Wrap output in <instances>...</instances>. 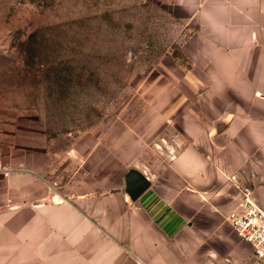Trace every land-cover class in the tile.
<instances>
[{
  "label": "rangeland",
  "instance_id": "rangeland-1",
  "mask_svg": "<svg viewBox=\"0 0 264 264\" xmlns=\"http://www.w3.org/2000/svg\"><path fill=\"white\" fill-rule=\"evenodd\" d=\"M202 35L177 0H0V169L158 170L246 106Z\"/></svg>",
  "mask_w": 264,
  "mask_h": 264
},
{
  "label": "crops",
  "instance_id": "crops-1",
  "mask_svg": "<svg viewBox=\"0 0 264 264\" xmlns=\"http://www.w3.org/2000/svg\"><path fill=\"white\" fill-rule=\"evenodd\" d=\"M196 18L219 71L246 106L203 126L167 164L139 165L149 186L79 167L51 185L35 169H0V264H242L251 244L228 221L250 188L264 209V0H177ZM229 114V113H228ZM261 157L262 159H258ZM124 172V171H123Z\"/></svg>",
  "mask_w": 264,
  "mask_h": 264
},
{
  "label": "built area",
  "instance_id": "built-area-1",
  "mask_svg": "<svg viewBox=\"0 0 264 264\" xmlns=\"http://www.w3.org/2000/svg\"><path fill=\"white\" fill-rule=\"evenodd\" d=\"M8 173L9 168L2 169ZM239 237L253 249V255L242 264H264V209L258 204L250 188L242 191L240 204L233 209L228 217Z\"/></svg>",
  "mask_w": 264,
  "mask_h": 264
},
{
  "label": "water",
  "instance_id": "water-1",
  "mask_svg": "<svg viewBox=\"0 0 264 264\" xmlns=\"http://www.w3.org/2000/svg\"><path fill=\"white\" fill-rule=\"evenodd\" d=\"M127 183L133 198H137L149 186L146 176L138 172L127 176Z\"/></svg>",
  "mask_w": 264,
  "mask_h": 264
}]
</instances>
